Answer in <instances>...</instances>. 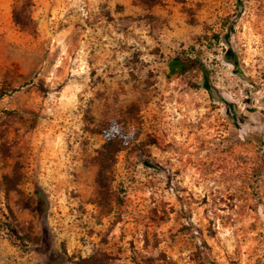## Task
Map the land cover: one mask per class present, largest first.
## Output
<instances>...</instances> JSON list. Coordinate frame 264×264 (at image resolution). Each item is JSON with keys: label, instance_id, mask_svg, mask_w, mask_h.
Returning <instances> with one entry per match:
<instances>
[{"label": "rangeland", "instance_id": "rangeland-1", "mask_svg": "<svg viewBox=\"0 0 264 264\" xmlns=\"http://www.w3.org/2000/svg\"><path fill=\"white\" fill-rule=\"evenodd\" d=\"M0 264H264V0H0Z\"/></svg>", "mask_w": 264, "mask_h": 264}, {"label": "trees", "instance_id": "trees-1", "mask_svg": "<svg viewBox=\"0 0 264 264\" xmlns=\"http://www.w3.org/2000/svg\"><path fill=\"white\" fill-rule=\"evenodd\" d=\"M230 59L233 60L236 68L240 71V66L238 63V58L236 53L233 51L230 55ZM193 69H201L205 74H208V70L205 66L199 62L192 61L190 59L175 58L169 63V74H184ZM106 144L101 153V160L99 162V173L97 176V184L102 192L109 189L107 184V178L105 172L109 166L108 159L111 160L112 164H115L117 155L126 149L124 138L116 132V134H106Z\"/></svg>", "mask_w": 264, "mask_h": 264}]
</instances>
